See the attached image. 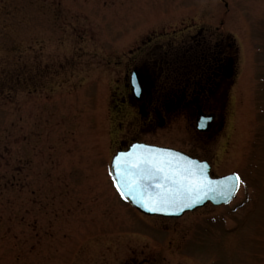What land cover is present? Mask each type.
<instances>
[{"label": "rangeland", "instance_id": "rangeland-1", "mask_svg": "<svg viewBox=\"0 0 264 264\" xmlns=\"http://www.w3.org/2000/svg\"><path fill=\"white\" fill-rule=\"evenodd\" d=\"M203 38L238 49L223 126L167 105L146 129L131 72ZM131 141L239 173L250 202L142 215L109 171ZM0 264H264V0H0Z\"/></svg>", "mask_w": 264, "mask_h": 264}, {"label": "flooded vegetation", "instance_id": "flooded-vegetation-1", "mask_svg": "<svg viewBox=\"0 0 264 264\" xmlns=\"http://www.w3.org/2000/svg\"><path fill=\"white\" fill-rule=\"evenodd\" d=\"M206 41L205 38L197 41L193 52H191L193 47H181L182 45L179 48H171L165 51L160 50V48L158 49L160 52L155 55L157 58L150 62V69L145 66L135 67L133 71L137 73L142 93L136 98L130 91L127 101L138 110L143 119L142 125L147 127L146 129L154 125L155 120H159L158 126L160 125L162 115L159 113V109L167 105H178L179 108L196 110L197 120V112L200 110L204 114L203 107L208 103L214 109V112L209 113L214 116L211 129H214L215 126L219 128L223 126V110L228 103V95L234 86L237 73L238 49L233 43H224L223 38L213 44ZM151 67L156 68V71H152ZM146 71L150 75H146ZM161 80H164L162 91L166 90V93L158 96V85ZM167 85L170 86V90H167ZM174 86L180 88L173 90ZM134 142L137 141H131L127 145L123 143L119 151L125 150ZM185 154L188 155V153ZM189 156L191 155L189 154ZM231 174L239 175L236 172ZM211 175L215 178L222 177L215 176L212 166ZM241 181L235 196L227 205H208L214 208L231 206L239 199V194L243 191L242 204L238 205L236 209L239 206H245L250 202V188L245 185L247 183L244 184L243 179Z\"/></svg>", "mask_w": 264, "mask_h": 264}, {"label": "snow or ice", "instance_id": "snow-or-ice-1", "mask_svg": "<svg viewBox=\"0 0 264 264\" xmlns=\"http://www.w3.org/2000/svg\"><path fill=\"white\" fill-rule=\"evenodd\" d=\"M113 168L121 198H131L149 212L191 208L216 190L234 194L242 183L239 175L227 177L225 182H213L196 161L142 144L116 155Z\"/></svg>", "mask_w": 264, "mask_h": 264}, {"label": "water", "instance_id": "water-1", "mask_svg": "<svg viewBox=\"0 0 264 264\" xmlns=\"http://www.w3.org/2000/svg\"><path fill=\"white\" fill-rule=\"evenodd\" d=\"M129 84H130V88H131L132 94L136 98H138L141 95V93H142V88H141V84H140L139 78L137 76V73L135 71H133L130 74ZM138 91H139V94H137ZM213 122H214V116L202 114L200 110L197 112V120H196V130L197 131H199L201 133L209 132ZM162 125H163V122L161 120L159 126L161 127ZM137 144H142V145L146 146V148H150V149H163L165 151L176 153V154H178L181 157H185L189 161H196L198 165L203 166V170H204L207 178L209 180L213 181V182H217V181L225 182L227 177L235 176V174H230V175H226V176H222V177H218V178L212 177V175H211V167L206 161H200L198 159L192 158V157L188 156L187 154H185L183 152H180L178 150L172 149V148L159 147V146L148 145V144L136 142V143L131 144L125 151L116 152L115 155H113V157L111 159V162H110L109 170H110V175H111V178H112L113 187H114V189L116 190V192L118 193L119 196H120V194L117 191L115 183H114L115 169L113 168V160H114L115 156L118 155L119 153L130 152L132 150L133 146L137 145ZM219 187L222 188L223 184H221ZM237 190H238V188L235 190L234 194H229L227 192H222L220 190H216V191L210 192L209 196L207 198L203 199L200 203L196 204L194 207L186 208V209H183V210L174 209V210H170L167 213L149 212V211H146L143 207H141L133 199L128 198V199H125V200L128 202V204L133 209H135L136 211H138L142 215H145V216H148V217H160V218H165V219H178V218H181L182 216H184L187 213H191V212H194L195 210L203 208L207 204H211L213 206L227 205L233 199V197L235 196Z\"/></svg>", "mask_w": 264, "mask_h": 264}]
</instances>
